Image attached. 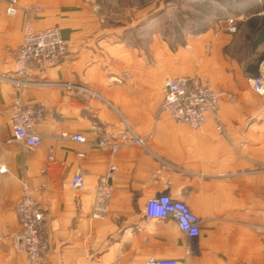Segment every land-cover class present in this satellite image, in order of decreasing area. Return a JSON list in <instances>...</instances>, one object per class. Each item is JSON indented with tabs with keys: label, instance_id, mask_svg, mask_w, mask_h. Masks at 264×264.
<instances>
[{
	"label": "crops",
	"instance_id": "1",
	"mask_svg": "<svg viewBox=\"0 0 264 264\" xmlns=\"http://www.w3.org/2000/svg\"><path fill=\"white\" fill-rule=\"evenodd\" d=\"M40 6L35 28L59 27L68 53L20 88L10 55L26 15L0 0V264H29L17 253L16 202L34 189L49 245L46 264H264V99L224 52L231 35L209 30L172 46L162 17L169 0H19ZM198 76L222 93L224 133L208 116L199 130L162 111L169 78ZM42 103V144L16 141L8 109ZM81 135L80 143L58 138ZM137 139L142 140L139 143ZM119 145L116 155L101 141ZM118 168L108 214L93 218L96 190ZM81 174L84 187L71 189ZM169 195L201 221L191 239L171 219L146 217L150 200Z\"/></svg>",
	"mask_w": 264,
	"mask_h": 264
},
{
	"label": "built area",
	"instance_id": "2",
	"mask_svg": "<svg viewBox=\"0 0 264 264\" xmlns=\"http://www.w3.org/2000/svg\"><path fill=\"white\" fill-rule=\"evenodd\" d=\"M20 11L26 15L22 43L10 51L14 60L16 78L2 77L14 82L20 88L30 84L29 76L32 69L44 74L46 69L56 63L68 53V43L63 38L59 27L44 30L35 28V19L42 12L40 6H21L19 0H7L6 14L16 16ZM227 30L236 32L232 19ZM250 89L264 99V61L259 66V73L248 79ZM222 93L203 82L198 76H180L169 78L164 84V98L161 109L177 123L184 124L192 130L201 129L211 116L217 123V131L224 133V126L219 114ZM13 126L15 139L29 149L41 146L42 139L35 132L37 125L46 117L47 109L42 103L24 104L16 101L7 111ZM60 139H71L85 143L81 135L71 136L61 133ZM139 143L142 140L137 139ZM102 147H108L116 155L118 144L101 141ZM118 168L111 164L107 174L100 180L96 190L93 207V218L103 219L108 214L109 202L114 193L112 181ZM70 187L80 192L84 187V178L81 174L74 177ZM35 190L24 185L23 195L16 202L15 213L20 229L12 236L17 253L26 256L29 264H46L49 245L44 233V211L35 197ZM146 217L152 221H175L179 229L189 238L196 239L201 235V219L195 215L182 201L175 200L169 195H161L150 200L146 207ZM145 264H179L170 259H151Z\"/></svg>",
	"mask_w": 264,
	"mask_h": 264
},
{
	"label": "rangeland",
	"instance_id": "3",
	"mask_svg": "<svg viewBox=\"0 0 264 264\" xmlns=\"http://www.w3.org/2000/svg\"><path fill=\"white\" fill-rule=\"evenodd\" d=\"M203 1L213 0H169V13L163 15L162 23L163 29H166L169 35L170 45L175 46L177 43L185 44L186 38H188V35H191L187 29L193 28V23L196 22L197 15H199L202 20L199 19L196 25H199L200 28L203 27V30L219 29L231 35V44L224 49V52L232 61L239 63L245 71V64L247 62L264 54V43L253 53L252 44L254 35L251 28L256 20L262 22L264 19V0H244V2L247 1L254 8L248 14L227 12L226 8L221 6V13L213 11L206 15V18L203 17V14H197L198 12L195 9V4ZM213 4L215 5V3ZM256 4H258L257 7ZM256 8L258 9L257 13L255 12ZM230 19L234 21L237 29L235 33H230L227 30ZM245 73L247 72L245 71ZM248 74L249 76H254V74Z\"/></svg>",
	"mask_w": 264,
	"mask_h": 264
},
{
	"label": "trees",
	"instance_id": "4",
	"mask_svg": "<svg viewBox=\"0 0 264 264\" xmlns=\"http://www.w3.org/2000/svg\"><path fill=\"white\" fill-rule=\"evenodd\" d=\"M230 1V2H229ZM215 3V5L213 3ZM217 4V5H216ZM258 4H256L257 7ZM221 6H224L226 8L227 12H234V13H239V14H248L249 11H253V7L247 3V1H235V0H213V1H203L195 4V9L198 12L197 14H203L205 17L206 15L210 14L213 11H217L219 13L222 12ZM257 8H256V13H257ZM201 17L197 15V20L196 22L193 23V28L187 29L188 33L191 35H198L205 33L207 30H203V27H199V25H196L198 20ZM206 18V17H205ZM202 20V19H200ZM252 32H253V44H252V49L253 53L258 49L260 45L264 43V19L262 22H259L256 20L253 24ZM264 61V54L256 57L252 61L247 62L245 64V71L247 73H251L254 75H257L259 73V66L260 64Z\"/></svg>",
	"mask_w": 264,
	"mask_h": 264
}]
</instances>
